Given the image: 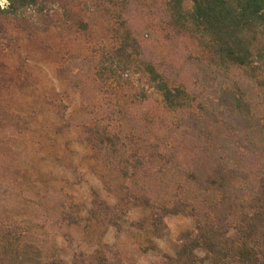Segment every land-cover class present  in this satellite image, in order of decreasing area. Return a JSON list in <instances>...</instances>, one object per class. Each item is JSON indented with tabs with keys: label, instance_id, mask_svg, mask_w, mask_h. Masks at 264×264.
Listing matches in <instances>:
<instances>
[{
	"label": "trees",
	"instance_id": "trees-1",
	"mask_svg": "<svg viewBox=\"0 0 264 264\" xmlns=\"http://www.w3.org/2000/svg\"><path fill=\"white\" fill-rule=\"evenodd\" d=\"M40 1L8 0L0 6V18H16ZM164 2L169 26L204 49L201 83L209 95L170 86L145 65L169 117L139 114L132 102L129 111L114 117L53 126L56 135L81 129L92 149L94 173L125 206L123 213L133 206L153 216L138 231L123 221L122 212L104 204L103 213L85 219L71 212L72 205L57 202L46 219L68 238L69 231L80 230L93 251L91 264H130V239L139 253L155 250L152 237L161 233L164 217L180 213L194 220L195 233L160 264H264V91L251 75L264 66V0ZM128 41L121 49L131 47V59L139 45ZM109 225L123 240L116 245L102 236L94 240L95 230ZM30 234L1 232L0 258L10 264H63L49 261L45 242H33Z\"/></svg>",
	"mask_w": 264,
	"mask_h": 264
},
{
	"label": "rangeland",
	"instance_id": "rangeland-1",
	"mask_svg": "<svg viewBox=\"0 0 264 264\" xmlns=\"http://www.w3.org/2000/svg\"><path fill=\"white\" fill-rule=\"evenodd\" d=\"M166 17L164 0H42L16 18H0V233H31L33 242H45L49 261L91 264L93 251L80 230L68 238L48 224L57 202L85 219L103 213L104 204L138 231L146 226L150 211L128 206L123 213L125 206L104 189L81 129L56 135L53 126L114 117L132 102L139 114L169 117L145 65L170 86L209 95L201 83L200 65L207 62L202 45L174 31ZM127 37L139 45L131 59L132 48L121 49ZM251 75L264 91V66ZM163 223L152 237L155 250L142 254L135 240L128 241L130 264L175 257L195 233L187 214L167 215ZM101 236L109 245L123 240L111 225L95 230L94 240ZM0 264L10 262L2 257Z\"/></svg>",
	"mask_w": 264,
	"mask_h": 264
},
{
	"label": "bare ground",
	"instance_id": "bare-ground-1",
	"mask_svg": "<svg viewBox=\"0 0 264 264\" xmlns=\"http://www.w3.org/2000/svg\"><path fill=\"white\" fill-rule=\"evenodd\" d=\"M5 0H0V4L3 3Z\"/></svg>",
	"mask_w": 264,
	"mask_h": 264
}]
</instances>
